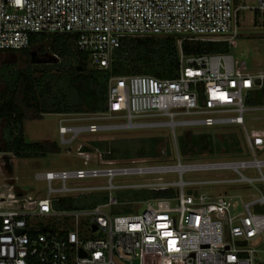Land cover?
<instances>
[{
    "label": "built area",
    "instance_id": "2783aa9c",
    "mask_svg": "<svg viewBox=\"0 0 264 264\" xmlns=\"http://www.w3.org/2000/svg\"><path fill=\"white\" fill-rule=\"evenodd\" d=\"M0 0V52L31 48L35 35H72L98 70H107L114 52L131 39L174 38L180 49L179 75L173 80L150 76L114 77L104 113L70 119L59 114V137L70 146L82 134L124 130L245 126L250 94L262 90L264 72H252L246 60L230 53L185 56L183 42H220L234 47L240 37V14H264V0ZM264 109V108H262ZM166 121H159L160 119ZM81 121V125L69 122ZM112 121V122H110ZM121 121H125L121 123ZM88 149V150H85ZM110 150L80 145L83 167L37 173L48 183L44 198L15 207L0 197V264H259L256 243L264 236V194L251 202L213 197L198 186L264 185V158L183 165L132 159L119 163ZM182 169H179V168ZM254 169L257 178L242 171ZM230 170L234 180L188 183L187 172ZM177 174L178 181L165 175ZM129 178L130 180H121ZM104 181H102V180ZM119 179V180H117ZM77 181V182H76ZM100 181V182H97ZM60 188L54 189L53 183ZM69 182H75L74 187ZM120 182V183H119ZM126 184H123L125 183ZM128 183V184H127ZM104 184V185H96ZM174 191L145 203L142 213L112 216L119 205L113 192ZM108 192L106 203L90 210H59L60 198ZM72 195V196H71ZM175 201L177 204L172 205ZM37 221H41L37 222Z\"/></svg>",
    "mask_w": 264,
    "mask_h": 264
},
{
    "label": "rangeland",
    "instance_id": "374dc122",
    "mask_svg": "<svg viewBox=\"0 0 264 264\" xmlns=\"http://www.w3.org/2000/svg\"><path fill=\"white\" fill-rule=\"evenodd\" d=\"M243 4L246 0H239ZM240 37L236 41L234 47H230V54L237 58L246 60L248 68L252 72H264V19L262 16L256 17L249 11L240 14ZM163 39V38H158ZM178 44V42H177ZM179 46V44H178ZM43 48V47H42ZM45 51L38 49H28L22 51L0 52V94L7 88V83L13 80V76L18 74H28L35 72V77H43L45 75L53 77H62L64 75L75 76L76 67L81 66L72 58H58L48 53V47H44ZM31 52H37L39 60L32 63ZM40 53L41 56H39ZM85 62L89 69H96L87 56ZM32 75V74H30ZM66 83V82H65ZM55 82L53 81V86ZM258 110L249 112L245 116V126H220L212 128H196V129H177L173 135L169 128L162 127L151 130H124L115 132H105L99 134H82L72 145L64 146L59 137V122L62 117L59 114L44 115L39 121H26L24 125L25 139L28 143L36 142H55L61 148L60 154H47L37 158H29L16 160L17 166L13 163L6 164L0 154V197L9 196L10 192L24 193L31 199L44 198L48 194V183L46 181H38L35 176L37 173L55 172L64 170H74L83 167V161L77 156V148L80 145L92 146V142L98 141L103 143L105 150L113 152L114 157H121L124 154H130L132 159L136 158V154L141 150L144 141L151 138H159L160 142L157 146L161 158L157 160L146 159L152 163H169L176 164V158L180 156L183 165L207 163V162H236L249 161L252 159L253 150L258 157L264 158V147L258 149L255 145V137H261L260 133L264 132V105L257 106ZM84 114H71L70 119L81 117ZM160 119L159 121H166ZM112 122V121H110ZM125 121H121L124 123ZM70 125H81V121L69 122ZM5 127L0 125V149L3 150L6 145L8 135L5 133ZM187 133L204 134L209 133L213 142L211 149L203 151L200 154L189 152L186 156L181 155L178 140ZM217 140L224 142L229 141L232 145L229 150L224 146L218 149ZM237 143L236 145H234ZM93 147V146H92ZM170 151V156H167ZM119 163H128L121 158H114ZM242 173L249 178H257L258 172L254 169L243 170ZM264 173V170H263ZM240 176L230 170L206 171V172H187L183 176V180L188 183L202 181H218V180H234ZM166 181H178L177 174L165 175ZM102 180V179H101ZM119 180V179H117ZM121 180H130L123 178ZM104 181V180H102ZM77 182V181H76ZM100 182V181H97ZM120 183V182H119ZM80 184V182L76 183ZM75 182H69V186L74 187ZM123 184H126L123 183ZM128 184V183H127ZM104 185V184H96ZM59 182L53 183L54 189L60 188ZM197 192L186 189L187 194H196L198 192L207 193L213 197L231 196L237 198L235 200L236 209L240 210L239 197L245 202H251L257 197L264 194V185L256 183L252 185L232 184L221 186H198ZM144 191L134 189H125L114 191V196L119 200V205L107 209L106 211L112 216L130 215L136 212L142 213L145 209V200H140V196ZM72 196V195H71ZM105 198L104 202H97L91 205L99 198ZM108 192H96L87 194L86 196L70 197L68 194H54L53 198L68 200L69 208H60L59 210L67 211H84L90 210L99 204L106 203ZM177 202L173 201L175 206ZM60 205V204H59ZM63 205V204H62ZM257 212H264V207H254ZM42 223L41 221H37ZM43 224V223H42ZM256 245L262 249L264 245V236L261 237ZM261 262L264 264V254H261Z\"/></svg>",
    "mask_w": 264,
    "mask_h": 264
},
{
    "label": "trees",
    "instance_id": "16d2710c",
    "mask_svg": "<svg viewBox=\"0 0 264 264\" xmlns=\"http://www.w3.org/2000/svg\"><path fill=\"white\" fill-rule=\"evenodd\" d=\"M258 16L264 19V14L256 13V17ZM44 47H48V53L58 58H72L81 66L76 67L74 77L64 75L55 78L45 75L38 78L35 77L36 73L32 72L15 75L13 80L7 83L6 90L0 94V125L5 127V133L9 137L6 139L5 148L0 149V154L3 161L12 167L13 163L17 166L16 160L60 154L62 151L55 142L28 143L24 129L26 121H39L47 114L104 113L108 110L109 82L114 77L140 75L159 80H173L179 75L180 49L174 38L127 40L114 52L112 64L107 70L89 69L85 62L88 55L76 49L75 38L72 35H35L32 37L30 49H38L42 52L45 51ZM181 50L185 56L189 57L229 53L230 47L220 42H183ZM79 67L83 68L82 72L78 71ZM246 104L247 106L264 105V86L262 90L250 94ZM260 135L261 137L254 138L258 149L264 147V132ZM159 142V138L144 141L135 157L152 160L161 158L157 149ZM217 144L218 149L224 146L226 150H229L232 145L229 141L219 140ZM91 145L105 150L101 142L94 141ZM212 145L209 133H187L178 140L179 150L183 156L189 152L200 154L211 149ZM167 156H170V151ZM110 158L130 160L133 157L130 154L114 157L112 154ZM174 193V191L157 193L144 191L140 200L166 198ZM28 198L29 195L14 191L8 196L10 204L15 207L24 205ZM104 201L105 198L102 197L91 205ZM68 205V200H62L57 208L59 206L69 208Z\"/></svg>",
    "mask_w": 264,
    "mask_h": 264
},
{
    "label": "water",
    "instance_id": "95a60500",
    "mask_svg": "<svg viewBox=\"0 0 264 264\" xmlns=\"http://www.w3.org/2000/svg\"><path fill=\"white\" fill-rule=\"evenodd\" d=\"M36 55H37V52H31V60H32V63H36ZM78 71L79 72H82L83 71V68L82 67H79L78 68Z\"/></svg>",
    "mask_w": 264,
    "mask_h": 264
},
{
    "label": "flooded vegetation",
    "instance_id": "af4514ba",
    "mask_svg": "<svg viewBox=\"0 0 264 264\" xmlns=\"http://www.w3.org/2000/svg\"><path fill=\"white\" fill-rule=\"evenodd\" d=\"M41 54L43 55V53H40L39 56H41ZM36 58L39 60L38 53L36 55Z\"/></svg>",
    "mask_w": 264,
    "mask_h": 264
},
{
    "label": "bare ground",
    "instance_id": "6f19581e",
    "mask_svg": "<svg viewBox=\"0 0 264 264\" xmlns=\"http://www.w3.org/2000/svg\"><path fill=\"white\" fill-rule=\"evenodd\" d=\"M179 169H182L181 167Z\"/></svg>",
    "mask_w": 264,
    "mask_h": 264
}]
</instances>
